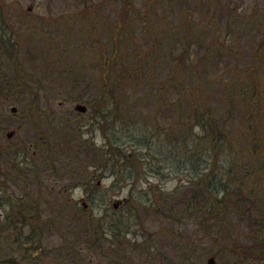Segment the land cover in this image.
<instances>
[{
	"label": "rangeland",
	"instance_id": "374dc122",
	"mask_svg": "<svg viewBox=\"0 0 264 264\" xmlns=\"http://www.w3.org/2000/svg\"><path fill=\"white\" fill-rule=\"evenodd\" d=\"M183 1L173 0L170 14L155 4V9L147 8L151 17L139 30L140 40L149 31L161 44L182 50L177 23L190 26L184 16L193 13L203 37L194 45L219 42L234 54L225 53L211 72L228 77L230 83L235 72L246 69L242 84L255 82L260 94L253 109L239 108L237 101L227 104L228 98L224 101L216 94L222 107L219 127L230 143L224 152L213 154L214 170L211 166L206 176L215 173L227 184L226 206H211L219 218L196 213L190 205L193 190L197 191L191 173L167 161L168 152L184 146L182 136L175 137L177 143L166 144L165 128H159L176 126L180 119L173 111L156 108L158 85L153 98L142 96L141 86L131 92L135 98L128 114L106 104L117 96L115 92L109 89L108 98L103 96L106 89H97L102 62L98 45L111 46L104 45L107 33L98 31L109 26L128 31L137 23L133 14L122 15V0H0V38L17 43L5 45L13 51L0 45V75H11L14 69L16 74L29 72L44 79L49 92L41 107L43 116L53 121L50 126L46 121L36 126L28 122V104L18 100L22 92L0 96V264H206L211 256L218 264H264V21L259 28L264 0H187L190 10ZM133 2L146 9L145 0ZM16 60L22 65L16 67L21 64ZM176 65L174 73L183 72ZM162 72L165 76L166 69ZM169 95L180 97L176 92ZM95 100L105 110L101 114L105 122L97 125L90 104ZM78 103L87 110L78 111ZM209 116L204 112L205 124ZM188 128L189 147L172 159L211 147L210 126L202 135L194 116L180 123L177 132L183 135ZM9 131H14L11 137ZM106 134L141 158L133 179L123 176L128 162L108 154ZM141 138L144 146L134 143ZM84 139L86 147L70 154V144L80 145ZM256 144L258 154L252 153ZM198 188L204 190L205 185ZM58 203H66L64 221L49 213ZM35 209H40L37 220L32 218Z\"/></svg>",
	"mask_w": 264,
	"mask_h": 264
},
{
	"label": "trees",
	"instance_id": "16d2710c",
	"mask_svg": "<svg viewBox=\"0 0 264 264\" xmlns=\"http://www.w3.org/2000/svg\"><path fill=\"white\" fill-rule=\"evenodd\" d=\"M133 1L134 0H122V5L125 8L122 10V15L127 13L133 14V20L137 22L133 25H131V23V26L126 28L128 31L123 30L120 26L112 27V29L109 26V29H106V27L104 30L102 29L101 31H98L101 35L105 34V32L107 33L108 42L104 40V45L111 46L104 48L98 45L99 56L101 57L102 62L101 75L98 79L100 85H98L99 87L97 89L99 92H101L102 87L106 89L107 93L103 96L108 98L109 89H111L113 93L115 92L117 96L119 94L122 99H119L117 96H113L110 100L108 98H105L104 100H109V102H106L107 105L108 103L112 104V106L114 105L118 110L119 108H123L128 114L131 102L133 101V98H135V96H133V98L131 97V92L136 91L138 89L137 87L141 86L144 87L141 89L139 88L140 91H144L142 96L146 94V96L153 98V89L156 85H158L159 89L157 94L159 96V102L156 106L157 109L164 107L166 111H169V113L173 111L177 114V118L180 119V123L183 121L186 122L196 116L197 121L203 128L201 130L202 135L205 133L206 127L210 126V133H212V135L209 133L211 140L209 139L208 142L212 143L211 147L202 149V153H198V151H196L194 154L192 151L190 155L180 157L179 159H172V157L175 155L176 158H178V156L182 154L181 152H184L189 147V128L184 131L183 135L182 131L181 133L177 132V126L180 123H176V126L175 124H171L170 127L159 126V128L161 130L165 128L162 135L166 140V144L169 143V145H173V143H177L176 141L179 139L183 143L184 147L179 146L177 150L173 149V153H167V161L176 162L177 166L180 167V170H188L191 173V179L193 180L194 185L197 186V191L193 190L194 193L191 195L190 205L195 208L196 213L198 212L199 214L204 215L205 218L215 220V218H219V215H214L211 206L216 207L217 204H225L226 206L227 199L225 198V193L227 184L221 177H219V175L215 173L211 174L210 178H207L206 176H208V169L210 170L211 166L212 169L214 167L216 154L214 156L213 154L215 152H224L230 146L229 141H227V133L222 131V127H219V109L222 107H219L220 105L217 104V101L221 98L216 94L219 93V95L224 98V101L226 100L225 98H228L227 104H232L237 101L239 108L244 107L247 109H253V106L258 105L260 101V94L259 91H257V85L255 82L251 83V81L250 83L246 82L242 84L240 77L245 73L246 69L239 70L238 73L235 72L230 83L228 81L230 80L228 77L214 75V73L211 72V69H214V67L219 64L220 59L225 56V53L229 56L230 54H233V52L231 47L219 44V42H215L214 45H208L206 43L203 45H194L196 42L201 44L203 37L200 32V27L194 19L195 15L192 16L193 13H191L188 17H186V15L184 16L185 18H189L184 19L187 20V22H191L190 26H183L184 23L179 21L177 23V26H180L181 31V33H179L180 37L178 38L182 43L180 44L182 50L177 45L161 44L162 41L149 31L146 34L147 38L140 40L139 36L141 35V32H139V30L142 26L146 27V23H148L147 21L150 19L149 17H151L148 11H146L147 8H149L152 4H155L156 9H162L167 14H170V12H173V0H163L164 5L161 0H145L144 4L146 9H142V7L137 6V3ZM186 4H188L187 0H184L183 7L188 8V6L186 7ZM151 8L155 9L154 5H152ZM191 8L192 6L188 9L190 10ZM262 13L261 17H264V11ZM263 21L264 18H260L259 28L262 27ZM138 23L142 25L137 28L136 26ZM170 25L173 26L172 24ZM184 27H189L190 29H186ZM169 38L172 39V33H170ZM97 40L100 42L99 39ZM0 45H4L2 50H11L12 46L7 47L5 45H17V43H15L14 40L12 41L10 38L5 39L2 37L0 38ZM128 45L131 46L127 50ZM201 47H204V50ZM163 50L165 52H163ZM11 51H9V53ZM198 54L199 56H197ZM165 59L169 62L168 64L164 63ZM174 59L176 60V63L174 62ZM18 62L19 60H16L15 63ZM176 64H180L179 66L183 68V72L179 71V73L181 72L179 76V73H174V70H172V68H177ZM19 65H22V63L16 65V67ZM162 68L166 69L165 76L164 72H162ZM43 80L44 79L40 76H33V74L29 72L26 75L20 73L16 74L14 69L11 75H0V96L7 98L16 96L18 93L22 92V94L18 97V100H22L20 101L21 103L25 102V104H28V106L25 107L27 114L26 118L28 122L33 123L35 126L39 124V122L44 123L45 121V125L50 126L53 122L50 117L43 116L45 111L43 110V107H41V104L44 100L43 97H47L46 95H48L49 92L48 88L42 84ZM173 92L179 94L180 97L177 100L176 98L170 99L169 94ZM142 96H139L138 99ZM20 97L25 98L21 99ZM27 99L28 101H26ZM47 99L49 100V98ZM90 102V104L93 105L92 112L97 120V123L94 125L101 122L104 123L105 121L102 119L101 114H104L105 110L99 106L100 104L96 100L95 102ZM209 103L214 105H210V107H208L206 104ZM218 103L223 104L220 102ZM204 112L210 115L208 117V124L210 125L205 124L204 122ZM187 124L190 125L189 122ZM160 129H158V131ZM105 136L108 137L110 141V144L108 143L110 147L108 154L113 156V159H118V161H127V166L124 167V170H122L125 172L123 176L128 179H133L135 175V168L138 169L141 167V158L133 150L125 149L126 146H123L119 140H111L112 137L109 136V134H106ZM176 136L182 137L175 140ZM85 140L87 139L81 141L80 145H77V143L70 144V154L73 155L76 153L77 147L79 146L86 147ZM143 140L146 141L145 138L133 139L134 143L143 144L144 146L145 143ZM128 141L122 140L124 144ZM146 143H148V141ZM262 143H264V140ZM257 145L258 144L253 145L254 148L252 147V153L258 154V152H256ZM78 149L80 150V148ZM179 160L181 161L179 162ZM200 184L205 185L204 190L198 188ZM152 188H154V186H152ZM202 197H205V199ZM64 206H66V203L53 204L52 208H50V215L54 214L57 219L63 220L65 216L63 214L65 210ZM218 211L221 210L218 209ZM23 214H26V212L23 211ZM39 215L40 209H37L32 218L37 220L39 219ZM261 233L264 238V226H262ZM63 236L65 241H69L67 240L68 237L65 239L66 235ZM262 241L264 242V240ZM69 243L72 242L70 241ZM69 248L72 249L74 253L78 252L77 247H72L71 245ZM33 256L34 255H32L31 258H33ZM33 264H42V262H34Z\"/></svg>",
	"mask_w": 264,
	"mask_h": 264
},
{
	"label": "water",
	"instance_id": "95a60500",
	"mask_svg": "<svg viewBox=\"0 0 264 264\" xmlns=\"http://www.w3.org/2000/svg\"><path fill=\"white\" fill-rule=\"evenodd\" d=\"M75 108H76L78 111H83V112H85V111L87 110V106H86L85 104H82V103H78V104L75 106ZM12 110L15 111L16 108L13 107ZM13 134H14V131H9V132L7 133V136H8V137H11ZM197 264H200V263H197ZM206 264H218V263H217L216 258H215L214 256H211V257L208 258Z\"/></svg>",
	"mask_w": 264,
	"mask_h": 264
},
{
	"label": "flooded vegetation",
	"instance_id": "af4514ba",
	"mask_svg": "<svg viewBox=\"0 0 264 264\" xmlns=\"http://www.w3.org/2000/svg\"><path fill=\"white\" fill-rule=\"evenodd\" d=\"M85 203V202H84ZM87 207V206H86Z\"/></svg>",
	"mask_w": 264,
	"mask_h": 264
}]
</instances>
